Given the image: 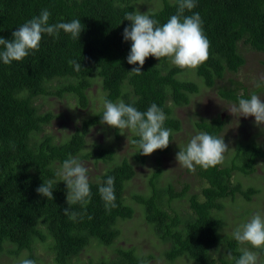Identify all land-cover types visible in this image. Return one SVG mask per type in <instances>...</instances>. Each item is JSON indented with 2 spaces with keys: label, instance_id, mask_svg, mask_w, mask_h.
<instances>
[{
  "label": "trees",
  "instance_id": "16d2710c",
  "mask_svg": "<svg viewBox=\"0 0 264 264\" xmlns=\"http://www.w3.org/2000/svg\"><path fill=\"white\" fill-rule=\"evenodd\" d=\"M138 0H0V38L11 40L12 32L23 23L38 16L47 9L49 24L71 22L80 19L84 26L78 39L60 32L59 38L43 34L40 48L22 61L5 65L0 60V252L4 242L15 245L13 253L29 251L28 259L35 261L33 244L51 238L56 264H73L79 255L96 239L103 245H111L120 230L115 227L118 219L133 217L134 208L124 203V184L135 176L130 160L123 156L112 161L114 150L97 146L93 151H82L89 128L101 124L103 111H88L89 89L98 77L105 99L112 102L123 100L141 112L155 103L167 119L165 128H171L173 140L182 130L181 121L174 115L173 107L187 106L192 95L199 91V84L179 78L181 68L169 64L170 58L156 59L149 56L142 74L130 71L138 67L128 64L131 41H125L123 30L130 25L124 19L127 12L138 9ZM152 0H150L151 2ZM161 9L148 13L160 25L177 12V0H159ZM196 7L185 10L184 15L198 12L203 21V31L210 41L209 59L196 68V74L203 84L211 87L222 79L226 72L235 74L246 63L240 52V44L264 53V0H196ZM159 8V7H158ZM3 46H0V51ZM76 60L80 70H74L69 63ZM264 65V62H263ZM228 85L219 87V94L238 104V98H250L254 93L262 97V86L247 91V87L229 78ZM46 95L73 97L87 115L81 119L82 127L74 130L67 140L54 142L49 134L38 137L53 116L50 111L39 112L35 101ZM59 116V114L57 115ZM223 116V115H222ZM196 128L219 137L224 121L221 116L212 122L200 118ZM113 128V127H112ZM123 130L113 128L118 137ZM264 129H256L247 140H235V153L228 165L203 170L197 166L195 176L204 185L199 193L189 194L188 184L175 191L170 181L159 184L162 175L161 163L157 159L155 170L149 181L148 194H132L135 202L143 207L144 217L162 242L168 243L164 252L167 261L189 258L193 264H235L242 254L243 245L221 231L227 224L225 199L236 201L240 195L246 201L259 192L255 186L244 188L233 180V173L248 175L256 171L258 159H264ZM138 139L134 134L132 139ZM15 143V149L10 148ZM132 157L144 163L148 156L141 155L136 145ZM171 143L159 154L168 153ZM82 151V152H81ZM81 152V153H80ZM93 156L103 162H112L105 168L98 180L90 181L91 200L86 207L67 203V187L56 173L57 163L62 164L69 156ZM113 176L115 203L117 207L107 213L99 187ZM53 180V197L48 199L36 189L44 182ZM187 197L190 212L182 216L171 207L175 198ZM80 215L69 219L64 209ZM248 211L237 214V218ZM89 217H91L89 219ZM242 223V222H240ZM222 256L216 258L213 250ZM263 251V249H260ZM228 252V253H227ZM227 259H225V256ZM107 261L101 258L99 264H141L146 261L137 256L133 248L116 249V257ZM84 264H94L93 261Z\"/></svg>",
  "mask_w": 264,
  "mask_h": 264
},
{
  "label": "rangeland",
  "instance_id": "374dc122",
  "mask_svg": "<svg viewBox=\"0 0 264 264\" xmlns=\"http://www.w3.org/2000/svg\"><path fill=\"white\" fill-rule=\"evenodd\" d=\"M139 1V2H138ZM138 9L142 8L140 13L156 12L161 9L162 3L159 0H138ZM173 3L175 0H169ZM159 7V8H158ZM240 52L246 59L245 65L234 75L226 72L222 79L216 80V83L207 87L203 84L201 78L196 74V69L184 68L178 74L179 78L192 80L199 84V91L192 95L191 101L187 106L173 107V112L181 121V129L175 134L168 153L159 154L154 151L147 157L144 163H138L132 157L135 148L131 143L134 135L131 130H123L118 137L114 135L113 128L105 123H99L89 128L85 136V145L82 151L96 150L97 146L107 147L114 150V159L118 161L123 156L127 157L132 163L135 176L126 181L124 184V203L130 204L134 208L133 217L130 219H118L115 227L120 230V234L116 237L111 245H103L92 239V242L82 250L78 256L72 259L73 264H84L93 261L94 264H99V260L103 258L107 261H112L116 257V249L133 248L137 256H143L148 264H193L186 257L177 258L173 262L166 260L164 256L165 250L168 248V243L162 242L155 234L152 226L146 222L143 212V207L138 202H135L132 194H148V181L152 172L156 168L157 159L161 163L162 175L159 180L160 185H164L170 181L175 191H179L184 184H188L189 194L199 193L204 185L201 179L182 167L175 159L176 154L184 149L190 139L197 135L202 130L196 128V121L204 118L212 122L218 116L224 121L223 130L219 137L224 139L228 144L229 151L225 153L222 166L228 165L232 156L235 153V140H247V137L257 128L264 129V125L257 126L254 117H244L231 114L228 110L235 102L223 98L219 94V87L231 83L229 78L243 83L247 87V91H252L255 83L260 81V77L264 76V53L252 49L249 45L240 44ZM169 64L171 62V58ZM262 100H264V85H262ZM90 105L89 112L94 114L104 111L102 98L104 92L102 90L100 80L95 77L90 89ZM39 112L50 111L53 116L48 124L45 125L43 132L38 136L49 134L53 137L54 142H63L77 128L82 127L81 119L87 115V110H82L73 97L50 96L38 97L35 101ZM59 114V116H57ZM223 115V116H222ZM204 132V131H203ZM264 133V132H263ZM264 138V136H263ZM81 151V152H82ZM80 152V153H81ZM80 162L88 169V180L96 181L102 171L111 165L112 162H103L93 156H79ZM57 170H60L62 164L57 163ZM233 180L240 182L244 188L255 186L259 192L251 196L250 200L246 201L240 195L236 196V201L232 202L228 199L225 205V219L227 224L221 231L222 239L226 236H232V232L239 225L246 223L255 213H260L264 216V159H258L256 171L253 174H242L240 172L233 173ZM125 203V204H126ZM182 216L190 212L189 202L187 197L175 198L170 204ZM242 211L248 213L237 218V214ZM242 222V223H240ZM33 253L35 255L36 264H56L54 260V252L52 249V241L47 236L44 241H35L33 244ZM243 248H248L251 251H256L259 254V264H264V248L253 249L250 245H243ZM15 245L10 241H5L3 250L0 252V264H20V261L29 257V251L23 250L20 254L15 255L13 250ZM219 248L213 250V255L216 258L222 255L218 252ZM228 253V252H227ZM223 257V256H222ZM227 255L224 257L227 259Z\"/></svg>",
  "mask_w": 264,
  "mask_h": 264
},
{
  "label": "clouds",
  "instance_id": "9594fccd",
  "mask_svg": "<svg viewBox=\"0 0 264 264\" xmlns=\"http://www.w3.org/2000/svg\"><path fill=\"white\" fill-rule=\"evenodd\" d=\"M177 4L176 14L163 25L147 13L133 11L125 14L124 19L131 22L124 28L122 34L125 41H131L127 63L139 65L133 68L131 73L142 74L141 68L149 56L158 60L164 57L171 58V62L181 69H196L209 59L210 41L203 31L200 14L195 12L184 15L185 10L191 11L197 6L196 0H177ZM50 15V12L44 9L38 16L26 21L12 32L11 40L0 38V46H3L0 60L9 65L13 61H22L30 52L34 54L40 48L43 34L59 38L60 32L63 31L70 34L72 39H78L84 28L80 19L49 24ZM69 63L73 65L75 71L80 70L81 64L76 60ZM262 85L264 76L255 83V87L259 88ZM103 108L101 123L119 130H131L138 137L131 143L138 147L141 155L147 156L168 147L173 130L164 127L167 117L157 104L153 103L145 112H141L123 100L112 102L105 99ZM228 111L238 117L252 116L257 126L264 125V100L254 93L250 98H238V104H233ZM9 146L15 149L14 142H10ZM229 149L223 137L199 132L176 154L175 159L189 172L195 173L197 166L207 170L222 164ZM87 173L88 169L78 158L69 156L63 161L56 175L66 184L67 203L73 205L78 203L81 207H86L90 203L92 193ZM114 180L113 176H108L98 189L105 210L109 214L117 207ZM53 185L54 181L48 180L36 191L41 196L53 200ZM64 214L71 220H76L80 215L68 208L64 209ZM232 236L241 245H250L253 249L264 248V216L255 213L246 223L236 227ZM20 264H36V261L25 258ZM141 264L148 262L141 260ZM235 264H259V254L243 248L242 254L235 259Z\"/></svg>",
  "mask_w": 264,
  "mask_h": 264
}]
</instances>
